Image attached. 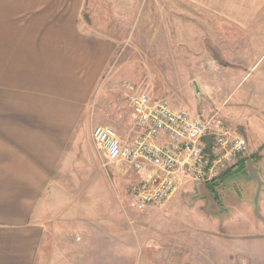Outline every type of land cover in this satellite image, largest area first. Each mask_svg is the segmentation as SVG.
<instances>
[{"label":"rangeland","instance_id":"374dc122","mask_svg":"<svg viewBox=\"0 0 264 264\" xmlns=\"http://www.w3.org/2000/svg\"><path fill=\"white\" fill-rule=\"evenodd\" d=\"M250 1L259 8L206 11L192 0H87L84 19L116 39L118 52L84 115V139L100 124L115 127L123 138L133 136L126 85L221 120L248 139V122L254 116L264 121V0ZM91 144L93 154L80 158L85 170L67 174L65 182L81 181L72 192L88 197L107 181L112 196L99 198L97 221L79 225L87 237L78 264L250 261L246 246L256 237L233 224L237 214L264 213V143L255 151L249 145L216 180L185 181L163 207L145 211L131 205L139 174L122 163L107 164ZM97 165L100 175L93 172Z\"/></svg>","mask_w":264,"mask_h":264},{"label":"crops","instance_id":"0c3cea01","mask_svg":"<svg viewBox=\"0 0 264 264\" xmlns=\"http://www.w3.org/2000/svg\"><path fill=\"white\" fill-rule=\"evenodd\" d=\"M86 1L0 0V264L83 261L87 234L79 225L97 221L99 198L112 196L107 181L88 197L72 192L81 181L65 182L94 152L81 125L118 52L116 39L84 19ZM192 2L206 11L259 8L250 0ZM254 119L248 139L240 135L255 151L264 121ZM256 217L234 216L235 230L256 237L242 264H264V213Z\"/></svg>","mask_w":264,"mask_h":264},{"label":"built area","instance_id":"2783aa9c","mask_svg":"<svg viewBox=\"0 0 264 264\" xmlns=\"http://www.w3.org/2000/svg\"><path fill=\"white\" fill-rule=\"evenodd\" d=\"M130 89L133 136L123 138L115 127H94L92 139L107 164H125L136 171L131 205L145 211L163 207L185 181L212 182L248 152L247 140L221 120L175 108L153 99L145 90Z\"/></svg>","mask_w":264,"mask_h":264}]
</instances>
